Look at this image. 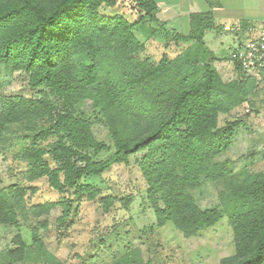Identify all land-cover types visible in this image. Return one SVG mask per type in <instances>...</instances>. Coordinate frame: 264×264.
<instances>
[{"label":"trees","instance_id":"1","mask_svg":"<svg viewBox=\"0 0 264 264\" xmlns=\"http://www.w3.org/2000/svg\"><path fill=\"white\" fill-rule=\"evenodd\" d=\"M133 2L135 20L119 12L116 0H0V154L23 164L27 184L45 178L61 196L31 205L34 187H0V225L30 227V242L16 235L0 264H60L42 240L38 225L46 223L39 217L60 205L57 220L66 226L82 201L100 194L88 180L133 159L158 227L171 223L190 238L225 212L234 252L219 264H264V158L263 167L252 163L229 178L220 195L223 211L200 208L192 195L203 174L225 175L216 157L231 144L238 123L220 127L219 115L249 102L258 80L238 66L236 79L221 78L202 40L200 16L191 17L189 34L172 33L189 42L184 51L158 61L143 56L145 45L135 33L158 22L157 5ZM103 7L116 9L103 15ZM15 73L37 96L1 93ZM87 111L107 127L114 152L106 159L97 158L108 145L93 134ZM132 201V195L99 198L104 213L116 202L126 210ZM109 264L152 261L137 247Z\"/></svg>","mask_w":264,"mask_h":264},{"label":"rangeland","instance_id":"2","mask_svg":"<svg viewBox=\"0 0 264 264\" xmlns=\"http://www.w3.org/2000/svg\"><path fill=\"white\" fill-rule=\"evenodd\" d=\"M116 3L119 12L128 19L137 18L133 0H116ZM115 9L103 7L100 13L109 15ZM146 31H137L135 34L145 45L143 56L154 61L162 56L172 58L189 46V42L175 39L170 25L164 22H149ZM1 93L37 96L36 91L26 86L22 73H15ZM252 97L249 102H244L245 105L242 103L231 112L219 115L220 127L231 122H237L238 126L233 127L234 135L229 147L216 157V161L224 163L225 175L215 180L203 174L199 186L192 190L195 202L202 209L217 207L223 211L220 195L229 178L237 176L241 169L252 163L263 167L264 137L256 135L254 124L249 119L255 104ZM86 113L92 117L95 137L108 145L97 158L106 159L114 152L107 127L102 119L95 118L93 112ZM133 161L134 159L128 166L114 165L99 178L89 179L100 194L96 200L82 201L66 226L59 225L57 220L62 213L60 205L39 217L41 223H46L45 226L38 225L42 240L56 255L60 264H109L116 255L137 247L145 260L150 257L152 264H219L223 257L234 252L233 234L225 212L215 226L190 238H185L171 223L158 227L154 211L146 199V184ZM22 168L23 164L0 154V187L11 183L34 187V193L28 198L31 205L60 199L61 196L49 188L45 178L27 184L20 173ZM128 195L133 196V201L126 210L116 202L108 213L103 212L100 197L121 199ZM33 223L36 224L35 220ZM113 225H117V228L112 229ZM29 230L30 227L26 225H0V255L13 248L12 239L18 234L26 243L30 242Z\"/></svg>","mask_w":264,"mask_h":264},{"label":"crops","instance_id":"3","mask_svg":"<svg viewBox=\"0 0 264 264\" xmlns=\"http://www.w3.org/2000/svg\"><path fill=\"white\" fill-rule=\"evenodd\" d=\"M155 17L170 25L173 32L189 34L190 19L200 16L206 23L202 40L213 56L212 64L224 81L236 79L238 70L229 62V54L236 43L234 28L247 26L264 29V0H154ZM244 38L241 32L237 37ZM250 122L256 135L264 137V85L257 83ZM245 105V103L243 104ZM237 112V111H236ZM241 139V129L239 130Z\"/></svg>","mask_w":264,"mask_h":264},{"label":"built area","instance_id":"4","mask_svg":"<svg viewBox=\"0 0 264 264\" xmlns=\"http://www.w3.org/2000/svg\"><path fill=\"white\" fill-rule=\"evenodd\" d=\"M234 31L236 43L229 54V62L238 66L244 75L254 77L264 85V29L236 26ZM241 32L244 38L237 37Z\"/></svg>","mask_w":264,"mask_h":264}]
</instances>
